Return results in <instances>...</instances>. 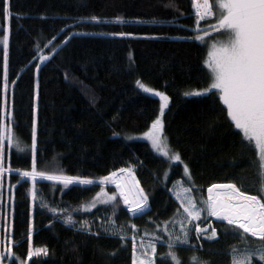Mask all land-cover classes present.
<instances>
[{
    "label": "trees",
    "instance_id": "1",
    "mask_svg": "<svg viewBox=\"0 0 264 264\" xmlns=\"http://www.w3.org/2000/svg\"><path fill=\"white\" fill-rule=\"evenodd\" d=\"M2 8L0 3V29L7 23L10 36L6 90L0 44V105L12 111L13 139L24 149L18 152L15 143L7 145L6 137L0 149L3 166L11 169L0 174V241L6 224L15 253L4 257V264H18L16 256H27L30 219L34 247L48 249L46 256L28 257L30 264H132L133 243L140 251L142 241L152 240L157 246V264H169L159 254L168 252L169 232L180 234L177 210L183 213L170 192L174 181L194 185L192 196L201 207V201L207 199L205 188L222 184L216 182L243 184L242 191L257 194L254 149L241 144L239 130L230 124L218 92L185 95L210 81L203 63L206 44L182 39L198 34L192 31L197 18L191 0H10L9 21H4ZM18 13L23 15L17 18ZM92 16L100 19H80ZM117 16L122 19L114 20ZM212 23L213 18L200 21L206 31ZM120 32L133 35H114ZM48 53L51 55L46 60L39 59ZM138 79L168 95L163 135L181 161L170 164L147 141L127 138L131 132L148 128L159 110L158 98L141 91L135 84ZM34 103L37 170H63L65 175L88 177L92 183L64 186L60 181L37 177L35 197L31 194L33 180L20 177L15 170L31 167ZM185 164L191 182L184 173ZM118 169H130L147 193L148 208L143 214L130 216L124 208L112 209L118 197L111 184L114 178L101 181L100 177L110 172L117 175ZM101 189L116 193V200L89 208L104 197H97ZM52 209L64 211L57 214ZM68 214L76 225L63 222ZM110 217L115 225L110 224ZM81 222L91 230H82ZM196 223L202 228L209 225L207 234L199 239ZM121 226L127 232L123 241L105 231ZM165 227L169 232L163 231ZM213 227L217 236L208 239ZM234 231L242 230L203 212L191 222L189 244L177 242L174 250L184 264H232L233 246L244 249L241 235ZM247 243L255 247L264 240L247 234ZM193 254L197 262L190 259ZM253 260L264 264L258 257Z\"/></svg>",
    "mask_w": 264,
    "mask_h": 264
},
{
    "label": "snow or ice",
    "instance_id": "2",
    "mask_svg": "<svg viewBox=\"0 0 264 264\" xmlns=\"http://www.w3.org/2000/svg\"><path fill=\"white\" fill-rule=\"evenodd\" d=\"M3 4L2 12L4 21H9L10 16V0H0ZM192 7L196 16V26L192 31L198 33L193 37H183L182 39H194L196 41L207 42L210 35L217 36V39L209 45L208 56L204 60V64L209 70L211 83L208 87L187 92L185 95L206 96L212 95V91L218 92V99L226 108V116L230 124L235 129L239 130L238 135L241 137V144H245L254 149V161L256 165L255 174V191L257 194H251L249 191H242L243 184L238 186L233 182L222 184H211L208 187V197L202 200L203 207L198 206L193 196L191 195L192 187H183V181L180 182L181 187L173 194L176 199L181 202L183 213L177 210V214L181 216L179 222V235H173L165 227L163 231L169 232V238L166 241L168 252L160 253L161 259H168L169 264H184L179 254L174 250L178 245L189 244L191 222L201 218L203 212L209 213L213 217L222 218L227 221L228 225L232 226L233 234H239L244 241V249L241 251L237 246L232 249V264H255L253 258L258 257L260 261H264V243L250 246L247 243V234L252 237H259L264 240V0H191ZM23 14H16L19 18ZM183 15V13H181ZM204 18H213L215 23L207 26V31L201 27L200 21ZM80 19H91L98 21L100 18L92 16L90 18L82 17ZM122 18L117 16L114 18L120 21ZM75 23V21L73 22ZM64 25L63 28H67ZM63 30V29H62ZM0 31L3 32V60H4V89H7V65H8V46L10 27L7 23L4 24ZM72 35V33H69ZM119 36H132V33H114ZM68 39L67 36L64 37ZM51 43V42H50ZM47 55H40L41 61L48 58ZM39 64H37V68ZM67 78V75H66ZM15 83V82H13ZM136 84L146 92L154 93L160 97V110L164 111L169 97L164 92H158L155 89L148 87L139 79ZM13 113L6 106L0 105V149L4 146L5 137L7 145L11 146L15 143L18 152H23L19 143L13 139L14 133L12 130ZM7 120V123H5ZM163 122L160 116H157L151 122V126L143 136L151 142V146L158 153H162L167 157L169 162L181 161V156L177 152H173L167 143V139L162 135ZM36 105L33 104V119H32V161L29 169H17L20 177H28L33 180V189H30L31 194L35 197V181L37 177H46L49 181H60L64 186L79 182V184H90L92 180L88 177L69 176L65 175L63 170L46 172L37 170L36 166ZM11 169H5L3 166L2 154H0V174ZM117 172H130V169H118ZM184 173L188 176V181L191 182V175L188 166L185 164ZM116 173L110 172L107 176L100 177L101 181H108L110 178H115ZM19 182V181H18ZM117 190L123 204L127 206V211L133 216L143 214L148 208V195L144 189L140 187L139 182L121 183L116 181ZM11 187V185H10ZM0 188H2V180H0ZM103 194L102 202L109 203L116 200V193H104L101 189L97 193V197ZM2 197H0V208H2ZM94 205L89 204L91 208ZM54 213L61 214L64 210L52 209ZM2 220V214H0ZM110 224L115 225V221L109 218ZM65 224L76 225L71 214L63 216ZM51 223V221L49 222ZM175 224L176 221L173 220ZM167 225L168 221H164ZM79 227L82 230L90 231L86 222H81ZM133 229L136 225H131ZM160 227V225H157ZM206 229L209 225L205 224L202 228L200 223L195 224L197 239L202 234H207ZM5 236L0 244L3 249L0 250V264H4V257L15 256L12 251L14 241L12 239L11 229L5 224ZM105 231L111 232L113 235H119L123 241L127 232L123 226L118 230L114 227H107ZM155 236V233L152 234ZM217 236V229H210L208 239ZM28 250L25 258L16 256L18 264H30L28 257L46 256L48 249L46 246L34 247L33 245V225L31 219L27 231ZM160 239V237H156ZM140 251L133 243L132 264H157L155 259L157 246L155 240L149 244L141 242ZM202 247V246H201ZM150 249V251H149ZM115 253H113L114 255ZM190 259L194 262L198 258L193 254ZM204 264V262H198Z\"/></svg>",
    "mask_w": 264,
    "mask_h": 264
},
{
    "label": "rangeland",
    "instance_id": "3",
    "mask_svg": "<svg viewBox=\"0 0 264 264\" xmlns=\"http://www.w3.org/2000/svg\"><path fill=\"white\" fill-rule=\"evenodd\" d=\"M193 13H194V11H193ZM195 14V13H194ZM213 24V23H212ZM2 36L3 35H0V38H2ZM217 39V36H215V35H212V36H210L209 38H208V40H207V42H204L205 44H206V48H207V52H206V58H207V56H208V51H209V45L212 43V41H214V40H216ZM0 44L2 45L3 44V42H2V39H0ZM205 58V59H206ZM207 67V66H206ZM209 71V70H208ZM143 83V82H142ZM211 83V78H210V81H209V83L206 85V86H204V87H201V88H194V89H190V90H188L187 92H192L193 90H198V89H202V88H205V87H208V85ZM135 84H136V82H135ZM145 84V83H144ZM137 85V84H136ZM145 85H147V84H145ZM138 86V85H137ZM148 87H151V86H149V85H147ZM139 87V86H138ZM140 88V87H139ZM151 88H153V89H155L156 91H158V92H164L165 94H166V92L165 91H163V90H161V89H158V88H154V87H151ZM140 90L141 91H143L144 93H146V94H148V95H151V96H153V97H156V98H158V100H159V110H158V113H157V115H156V117L157 116H160V118H161V120H162V122H163V116H164V112H165V110L167 109V106H168V103H169V99H168V102H167V104H166V107H165V109H164V111L163 112H161V110H160V97L159 96H157V95H155L154 93H149V92H146V91H144L143 89H141L140 88ZM167 95V94H166ZM168 96V95H167ZM155 117V118H156ZM151 126V123H150V125H149V127ZM148 127V128H149ZM148 128H146V129H144V130H142V131H139V132H131V133H129L130 135L127 137V138H129V139H135V140H145V141H147L149 144H150V146H151V142L147 139V137H145V136H143V133L144 132H146L147 130H148ZM162 135H163V131H162ZM164 136V135H163ZM152 147V146H151ZM173 152H175V151H173ZM162 154V153H161ZM169 161V160H168ZM176 161H172L170 164H173V163H175ZM119 173H123V175H124V177L126 176L127 178H128V180H129V182H132V180H133V177L131 176V174L129 173V172H119ZM118 173V174H119ZM116 177V176H115ZM115 179V178H114ZM135 180V179H134ZM182 180L181 179H177L176 181H174L173 183H172V185H171V188H170V192H171V194H172V196L176 199V197H175V195L173 194L178 188H180L181 187V184H180V182H181ZM112 185L114 186V188H115V190L117 191V193H118V190H117V184L113 181L112 182ZM183 187H189L188 185H186L184 182H183V185H182ZM147 194V193H146ZM191 195H192V192H191ZM207 195H208V193H207ZM104 200V197H99V198H97L95 201H94V203H93V205H95V204H97V203H100V202H102ZM177 200V199H176ZM178 201V203L181 205V202L179 201V200H177ZM198 205V204H197ZM199 206V205H198ZM111 207H112V209L113 208H115V209H119V208H124V209H126L127 210V206L126 205H124L123 204V201L120 199V197H119V193H118V197H117V201L116 202H114L112 205H111ZM128 212V211H127ZM129 213V212H128ZM209 214V213H208ZM209 216H211L210 214H209ZM217 220H222V218H216ZM144 244H149L150 242L149 241H142ZM149 251H150V249H149ZM133 252V251H132ZM138 255H139V249H138Z\"/></svg>",
    "mask_w": 264,
    "mask_h": 264
},
{
    "label": "bare ground",
    "instance_id": "4",
    "mask_svg": "<svg viewBox=\"0 0 264 264\" xmlns=\"http://www.w3.org/2000/svg\"><path fill=\"white\" fill-rule=\"evenodd\" d=\"M116 181H119V182H121V183H124V182H129V180H128V178L125 176L124 177V175H123V173H119V174H117L116 175V177H115V179H114V182L116 183ZM130 183V182H129ZM129 215L130 216H133L131 213H129ZM215 218V217H214ZM216 219V218H215Z\"/></svg>",
    "mask_w": 264,
    "mask_h": 264
},
{
    "label": "water",
    "instance_id": "5",
    "mask_svg": "<svg viewBox=\"0 0 264 264\" xmlns=\"http://www.w3.org/2000/svg\"><path fill=\"white\" fill-rule=\"evenodd\" d=\"M208 187H209V186H207V187L205 188V189H206V193H208V190H207V189H208Z\"/></svg>",
    "mask_w": 264,
    "mask_h": 264
}]
</instances>
